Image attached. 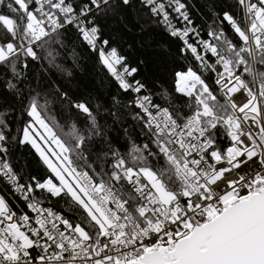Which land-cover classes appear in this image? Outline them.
I'll list each match as a JSON object with an SVG mask.
<instances>
[{"label": "snow or ice", "instance_id": "6c2138e0", "mask_svg": "<svg viewBox=\"0 0 264 264\" xmlns=\"http://www.w3.org/2000/svg\"><path fill=\"white\" fill-rule=\"evenodd\" d=\"M0 264H264V0H0Z\"/></svg>", "mask_w": 264, "mask_h": 264}, {"label": "trees", "instance_id": "16d2710c", "mask_svg": "<svg viewBox=\"0 0 264 264\" xmlns=\"http://www.w3.org/2000/svg\"><path fill=\"white\" fill-rule=\"evenodd\" d=\"M125 39L132 41L136 39V36L129 35ZM119 43V41H118ZM140 52L149 53L150 49L145 47L138 49ZM97 80V70L94 68L91 62H83L82 67L76 71L75 80L72 82L73 88L79 89H91L95 86ZM17 160L20 164H25L26 161H31V156L27 149H20L17 153ZM34 167V164L32 165Z\"/></svg>", "mask_w": 264, "mask_h": 264}]
</instances>
